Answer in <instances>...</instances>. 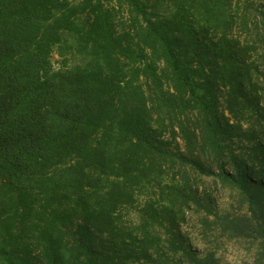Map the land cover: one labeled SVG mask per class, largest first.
<instances>
[{
    "label": "trees",
    "instance_id": "16d2710c",
    "mask_svg": "<svg viewBox=\"0 0 264 264\" xmlns=\"http://www.w3.org/2000/svg\"><path fill=\"white\" fill-rule=\"evenodd\" d=\"M194 207L264 264V0H0V264H220Z\"/></svg>",
    "mask_w": 264,
    "mask_h": 264
},
{
    "label": "rangeland",
    "instance_id": "374dc122",
    "mask_svg": "<svg viewBox=\"0 0 264 264\" xmlns=\"http://www.w3.org/2000/svg\"><path fill=\"white\" fill-rule=\"evenodd\" d=\"M74 1L78 2L80 0ZM65 38L67 40V46H54L50 54L53 70L72 69L74 66L84 63L87 59L85 55L71 48L76 43L74 42L73 36L68 34ZM198 185L200 189L207 190L212 194L214 212L219 214H235L240 209L236 200V193L226 186H221L214 177L203 176L199 178ZM197 210L198 208L194 207L191 211L187 212L186 221L181 225L184 232L187 233L191 244L200 251L206 248H214L220 264H239V260L242 259V254L237 251V243L227 241L220 232L213 231L211 228H207L204 231L199 229L198 217L200 216V212ZM129 211L126 215L133 221L136 215L133 209Z\"/></svg>",
    "mask_w": 264,
    "mask_h": 264
}]
</instances>
